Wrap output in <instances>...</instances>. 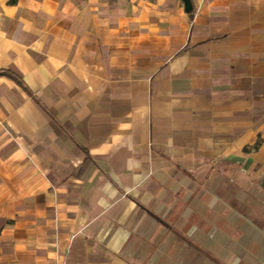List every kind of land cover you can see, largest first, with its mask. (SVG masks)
<instances>
[{
  "label": "crops",
  "instance_id": "0c3cea01",
  "mask_svg": "<svg viewBox=\"0 0 264 264\" xmlns=\"http://www.w3.org/2000/svg\"><path fill=\"white\" fill-rule=\"evenodd\" d=\"M190 2L0 0L2 264H264V0Z\"/></svg>",
  "mask_w": 264,
  "mask_h": 264
},
{
  "label": "water",
  "instance_id": "95a60500",
  "mask_svg": "<svg viewBox=\"0 0 264 264\" xmlns=\"http://www.w3.org/2000/svg\"><path fill=\"white\" fill-rule=\"evenodd\" d=\"M183 4L186 11H189L192 9L190 0H183Z\"/></svg>",
  "mask_w": 264,
  "mask_h": 264
},
{
  "label": "trees",
  "instance_id": "16d2710c",
  "mask_svg": "<svg viewBox=\"0 0 264 264\" xmlns=\"http://www.w3.org/2000/svg\"><path fill=\"white\" fill-rule=\"evenodd\" d=\"M7 74H9L11 77H13V79H15V81H16L18 84L23 85V84L21 83V81H20L18 78H16L12 73L7 72ZM0 264H2V263L0 262Z\"/></svg>",
  "mask_w": 264,
  "mask_h": 264
}]
</instances>
